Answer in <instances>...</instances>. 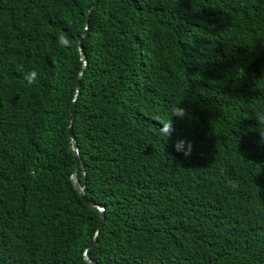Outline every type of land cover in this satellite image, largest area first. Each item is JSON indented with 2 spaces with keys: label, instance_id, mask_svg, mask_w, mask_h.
Masks as SVG:
<instances>
[{
  "label": "trees",
  "instance_id": "16d2710c",
  "mask_svg": "<svg viewBox=\"0 0 264 264\" xmlns=\"http://www.w3.org/2000/svg\"><path fill=\"white\" fill-rule=\"evenodd\" d=\"M86 32L90 258L264 264V0H0V264H87Z\"/></svg>",
  "mask_w": 264,
  "mask_h": 264
},
{
  "label": "clouds",
  "instance_id": "9594fccd",
  "mask_svg": "<svg viewBox=\"0 0 264 264\" xmlns=\"http://www.w3.org/2000/svg\"><path fill=\"white\" fill-rule=\"evenodd\" d=\"M58 43L61 47L70 46V40L66 37V35L61 34L58 36ZM36 74L33 72L30 74L29 82H34ZM190 112L189 109L182 106V104H175L171 107L170 113L166 119H161L159 123L162 125L158 129L159 135L163 141H168L173 137V134L176 133V122L177 121H185L189 120ZM255 118L257 120L258 126L264 127V111H257L255 113ZM262 140H264V133L260 132ZM193 142L187 137H179L173 143V148L176 152L183 153L185 156H189L193 150ZM228 187L233 190L238 187L236 183H230Z\"/></svg>",
  "mask_w": 264,
  "mask_h": 264
},
{
  "label": "water",
  "instance_id": "95a60500",
  "mask_svg": "<svg viewBox=\"0 0 264 264\" xmlns=\"http://www.w3.org/2000/svg\"><path fill=\"white\" fill-rule=\"evenodd\" d=\"M91 15H92V9L90 10L89 15H88L87 25L90 24ZM86 36H87V32L79 40V47H80L81 53L83 55L84 66H83V68L81 70V73L79 75V80H78V83H77V92H76V96H75L74 103H73L71 127H70V136H71V138L73 140V143H74L75 158H76V165H77V169L75 171V174L72 177V180H73V183H74V186H75L76 190L80 193L82 199H84L90 207H92V208L94 207V208L98 209L101 212L100 223H99V225L97 227L96 233L94 235V239L91 241L90 245L87 247V249L85 251V258H86L87 264H98L92 258H90L89 249L94 246V244L96 242V239H97V237L99 235L101 226L103 225V223H104V221L106 219V209L104 207H101V206L94 205V204L90 203L88 201V199L86 198L85 190L81 187L80 178H79V169H78V167H79V165L81 163V150H80V147H79V145H78V143H77V141H76V139H75V137L73 135V126H74V122H75L77 103H78V99H79L80 92H81L82 78H83V76L85 74L86 67L88 65V59L84 56L83 45H82V42H83V40L85 39Z\"/></svg>",
  "mask_w": 264,
  "mask_h": 264
}]
</instances>
